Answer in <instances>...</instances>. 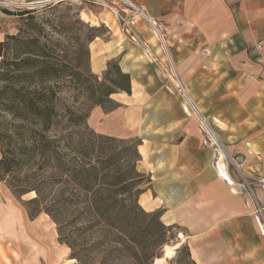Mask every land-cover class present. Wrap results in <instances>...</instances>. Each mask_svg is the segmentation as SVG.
Instances as JSON below:
<instances>
[{
    "label": "crops",
    "instance_id": "1",
    "mask_svg": "<svg viewBox=\"0 0 264 264\" xmlns=\"http://www.w3.org/2000/svg\"><path fill=\"white\" fill-rule=\"evenodd\" d=\"M127 1L147 17L136 29L152 57L117 33L113 17L99 15L106 32L88 46L89 70L99 77L116 61L130 76L131 94L114 95L120 107L112 112L93 107L88 126L139 141L138 165L150 183L138 204L182 231L177 242L194 264H264L254 206L241 179L218 160L239 156L245 178L264 177V0ZM16 17L0 11V42L13 33L6 22ZM149 20L160 26L165 54ZM166 61L174 84L165 78ZM198 117L215 136L211 144H204ZM252 193L264 207V191L252 184ZM19 218L6 222L18 231Z\"/></svg>",
    "mask_w": 264,
    "mask_h": 264
},
{
    "label": "trees",
    "instance_id": "2",
    "mask_svg": "<svg viewBox=\"0 0 264 264\" xmlns=\"http://www.w3.org/2000/svg\"><path fill=\"white\" fill-rule=\"evenodd\" d=\"M18 16H25L29 28L38 30L36 37L19 30L0 42V182L7 177L12 191L36 193L23 202L30 220L44 213L57 224L60 204L86 205L90 228L102 226L117 236L110 243L120 256L135 264H153L172 227L161 222L159 211L147 213L138 204L150 183L149 176L137 169L139 141L97 134L87 125L93 107L112 112L120 107L114 95L131 94L129 74L116 61L108 64L101 79L91 72L61 69L33 14L21 11ZM13 47L15 56H10ZM59 80L66 82L61 85ZM65 90L85 95L89 110L62 100ZM62 123L84 130L89 143L60 135L65 131L58 132ZM116 142H127L131 148L118 151L109 146ZM13 181L18 184L11 185Z\"/></svg>",
    "mask_w": 264,
    "mask_h": 264
},
{
    "label": "rangeland",
    "instance_id": "3",
    "mask_svg": "<svg viewBox=\"0 0 264 264\" xmlns=\"http://www.w3.org/2000/svg\"><path fill=\"white\" fill-rule=\"evenodd\" d=\"M3 1L23 4L25 6L28 5L26 9L17 11H13L10 7L0 6L1 12H9L17 16L15 19H11L12 22H6V25H11L13 30V33L10 34L11 36L16 35L18 31L21 30L24 32L23 35L36 37V30L38 29L31 30L25 16H18V13L21 11L31 12L35 18L34 21L42 27L43 32H41V37L43 36V40H46L47 45L51 47V52H54L61 69L67 71L68 69L74 68L85 74L90 72L88 46L96 38L94 37L95 35L98 37L106 32L105 25L98 20L99 15L113 17L109 12V7L119 8L117 4L109 0ZM44 2L49 3L41 5V3ZM30 4L39 5L29 6ZM48 6L51 7L50 10H47ZM82 14L88 17V21L82 18ZM92 22L96 24L94 25ZM14 49L13 47V50L9 52L10 56H15ZM159 49L165 54L164 47L161 43H159ZM20 56L22 55L19 54L18 57ZM166 64L167 71L165 72V78H168L167 80H169V82L173 80V82H171L174 84V81L177 79L173 75L167 61ZM101 77L102 75L99 76V79H101ZM59 82L62 85L66 81L59 80ZM174 93H176L182 101L184 100L176 84L174 85ZM60 98H62V100H67L69 104L84 112L88 111L90 108V104L83 94L77 92L71 93V91L68 92L65 90L61 93ZM112 99L118 100V97L113 96ZM191 114L193 113L191 112ZM199 126L204 132V128L201 125ZM62 128L65 129L64 132H62ZM58 132H62L59 133L60 135L73 137L75 141L79 140L84 144L89 143L87 142L86 132L81 128L68 127L65 123H62V125L59 126ZM204 134L208 139V135L205 132ZM116 138L122 140H136L135 137L130 136ZM109 146L118 151L131 148V145L127 142H116ZM226 156L228 155L226 154ZM137 169L139 172H142L138 163ZM7 180L8 178L5 177V182H0V185H2V187H0V229L5 228V230H3L5 232L0 231V264H65L66 260L72 259L74 256L76 258L73 260H75L76 263L73 264H135L131 259H128L126 256H120V252L113 249L114 244L110 243V241L117 240V236L113 233H109L102 226L90 228L89 220H91V218H89L86 205L73 208L64 207V205L60 204L55 214L57 224L44 213L31 221L27 218L23 202L33 199L36 193L26 191L27 193L21 195L16 191H12V187L6 182ZM17 184L18 183H14V181L11 183L13 186ZM142 186L144 187L145 184ZM63 191L64 188L60 187L57 193L61 194ZM28 207L34 209V207L30 205ZM19 217L23 219L24 226L20 225L18 231H16L13 227L8 226L9 223L6 221H20ZM7 226L8 228H6ZM170 227L172 228L167 235L168 241L161 248L159 256L154 258L153 264H156L157 259H163L162 264H166V262L167 264H194L186 248H184L186 247L185 245H180L173 250L174 257L172 256L171 259H164V247L179 245L177 238L179 234L182 235L180 229L173 226ZM20 232L24 234L23 237L20 236ZM65 252H67L66 256H64Z\"/></svg>",
    "mask_w": 264,
    "mask_h": 264
},
{
    "label": "built area",
    "instance_id": "4",
    "mask_svg": "<svg viewBox=\"0 0 264 264\" xmlns=\"http://www.w3.org/2000/svg\"><path fill=\"white\" fill-rule=\"evenodd\" d=\"M109 1L114 2V4H117L119 6L118 9L109 7V12L114 17V21L117 26L118 33L132 44L141 47L145 51L147 56L152 57V53L149 47L147 46L146 42L143 40V38L136 29V22L138 20L140 19L147 20L144 11L137 6H134L127 0H109ZM46 3L49 2L41 3V5H44ZM35 5L37 6L39 4H30L29 6H35ZM0 6L10 7L11 9H13V11H17V10L26 9L28 5L25 6L23 4L0 0ZM149 24L152 29L156 27L157 30L161 33L160 26L155 21L149 20ZM158 39L159 42L163 45L162 42L164 41L161 40V38ZM204 132L207 134L205 130ZM206 142H208L209 144L212 143L210 137L207 140H205L204 142L205 145L207 144ZM223 160L227 163V167L232 168L234 173H236V175L241 179L240 186L246 193L248 200H250L254 206L255 220L258 224L260 235L264 236V207L260 206V204L254 198V195L252 193V184L258 185L260 190L264 191V177L251 176L250 178H245L241 170L242 158L239 156L232 157L228 155ZM226 182L231 185V183L228 180H226Z\"/></svg>",
    "mask_w": 264,
    "mask_h": 264
},
{
    "label": "bare ground",
    "instance_id": "5",
    "mask_svg": "<svg viewBox=\"0 0 264 264\" xmlns=\"http://www.w3.org/2000/svg\"><path fill=\"white\" fill-rule=\"evenodd\" d=\"M82 18L83 19H85L86 21H88V17L86 16V15H84V14H82ZM96 18V17H95ZM89 19H91V18H89ZM91 22V21H90ZM93 23V22H92ZM94 25L96 24V23H93ZM154 29H155V32H156V34H157V36L159 37V38H161V40H164L163 39V37H162V34L156 29V27H154ZM163 44H164V42H162ZM163 46H165V45H163ZM173 75L175 76V73L173 72ZM179 83V82H178ZM178 86H180V84H178ZM181 87V86H180ZM186 92V91H185ZM187 95V94H186ZM184 96V95H183ZM189 103H190V101H189ZM192 106V105H191ZM198 120H199V122H200V125L204 128V130L207 132V134L209 135V137H210V139L212 140V141H215V136H214V134L212 133V131L210 132V129L207 127V124H206V122H205V120H204V118H203V120H202V117H198ZM226 158V155H222V156H220L219 155V157H218V160H220V161H222V159H225ZM223 176H224V174H223ZM227 177V176H226ZM182 235L181 234H179V238H181L182 239ZM184 240V239H183ZM184 242V241H183ZM179 244V243H178ZM180 246V244L179 245H177V246H174V247H168V246H165L164 247V259H171L172 258V256H173V250H175L177 247H179ZM174 257V256H173ZM162 261H163V259H157L156 260V264H162ZM165 262V261H164ZM166 264H167V262H166Z\"/></svg>",
    "mask_w": 264,
    "mask_h": 264
},
{
    "label": "water",
    "instance_id": "6",
    "mask_svg": "<svg viewBox=\"0 0 264 264\" xmlns=\"http://www.w3.org/2000/svg\"><path fill=\"white\" fill-rule=\"evenodd\" d=\"M59 1H61V0H59Z\"/></svg>",
    "mask_w": 264,
    "mask_h": 264
}]
</instances>
